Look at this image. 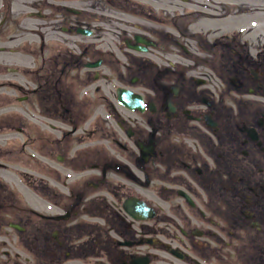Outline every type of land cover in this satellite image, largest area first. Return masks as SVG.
I'll return each mask as SVG.
<instances>
[{"label": "flooded vegetation", "instance_id": "af4514ba", "mask_svg": "<svg viewBox=\"0 0 264 264\" xmlns=\"http://www.w3.org/2000/svg\"><path fill=\"white\" fill-rule=\"evenodd\" d=\"M6 134L0 264H264V0H0Z\"/></svg>", "mask_w": 264, "mask_h": 264}, {"label": "rangeland", "instance_id": "374dc122", "mask_svg": "<svg viewBox=\"0 0 264 264\" xmlns=\"http://www.w3.org/2000/svg\"><path fill=\"white\" fill-rule=\"evenodd\" d=\"M6 45H8V46H19L20 48H22V47H24L25 45H24V43H20V44H6ZM19 66H23V67H29V60H26V59H22V60H20L19 61V64H18ZM29 78H28V76H25V77H20V82L22 83V84H28L29 82V80H28ZM19 111L23 114L24 113V111H25V109H24V107H22V108H20L19 109ZM11 134H6V135H0V146H4L6 143H7V138L6 137H8V136H10ZM1 157H3L4 159H6V161L8 160H10V163H11V161H12V156H11V158L10 157H8V156H6L5 157V155H1V153H0V158ZM41 158V157H40ZM2 159V158H1ZM12 162H14V161H12ZM16 163H18V164H16V166L19 168V169H21V170H26V171H28L29 170V166L31 165V160L29 159V157H25V156H20V160L19 161H17ZM10 165H12V164H10ZM16 168V167H15ZM30 171V170H29Z\"/></svg>", "mask_w": 264, "mask_h": 264}]
</instances>
